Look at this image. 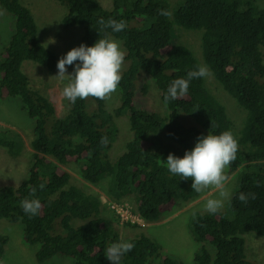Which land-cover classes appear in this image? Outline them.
<instances>
[{"label": "trees", "instance_id": "obj_1", "mask_svg": "<svg viewBox=\"0 0 264 264\" xmlns=\"http://www.w3.org/2000/svg\"><path fill=\"white\" fill-rule=\"evenodd\" d=\"M57 1L66 9L63 26L81 29L82 45L92 47L104 38L122 42L126 57L118 87L120 103L110 113L106 101L67 100V112L58 117L52 102L32 89L23 70L24 63L34 62L52 72L57 56L42 42L28 6L21 0H0V7L14 19L0 54V99L19 98L35 122L30 170L19 187L0 189V219L23 224V241L38 245L39 264L59 255L71 264H111L105 250L124 240L121 230L101 217L100 198L72 185L61 167L77 166L82 179L93 185L108 179L111 194L133 198L135 214L145 223H158L176 203L203 194L193 191L191 179L167 170L169 154L183 158L201 136L230 130L239 150L228 174L244 170L225 210L193 214L191 231L201 248L192 264H256L247 253L246 235L264 237V0H179L172 8L169 0H111L108 10L96 0ZM159 10L171 16L160 15ZM101 19L124 20L127 27L113 32L99 24ZM1 39L0 33V43ZM200 65L207 66L211 75L192 80L186 97L165 106L171 82L187 78ZM151 84L167 109L165 117L138 102ZM224 98L246 114L239 132ZM125 114L132 138L112 162L108 152L118 137L115 118ZM105 136L109 142L102 147ZM18 139L12 132L0 131V148L16 157L22 149ZM31 187L37 189L35 198L42 208L30 218L21 201L33 198ZM241 192L256 198L243 204L238 199ZM124 241L135 248L121 264H179L146 234ZM6 243L7 237L0 234V258Z\"/></svg>", "mask_w": 264, "mask_h": 264}, {"label": "rangeland", "instance_id": "obj_2", "mask_svg": "<svg viewBox=\"0 0 264 264\" xmlns=\"http://www.w3.org/2000/svg\"><path fill=\"white\" fill-rule=\"evenodd\" d=\"M96 1L106 10L112 8L111 0ZM178 1L169 0L171 8ZM21 2L33 12L39 27L40 38L55 53L58 62L69 51L82 45L80 42L81 29L65 28L63 26L62 21L66 14V9L57 0H21ZM261 7L264 9V2L261 3ZM13 21L14 19L10 14L0 7V33L2 37L0 54L3 51V46L9 41L12 34ZM177 27L174 26V30ZM195 38L197 41L194 46H198L200 34ZM114 41L118 42L123 49L120 41ZM261 51L264 56V47H262ZM77 63L79 62L76 61L72 66H67L68 75L74 74L75 64ZM23 70L29 78L32 89L46 96L54 105L57 116L63 117L67 112L68 102L62 96V91L71 82V78H56L59 74L57 66L52 72H49L34 62L24 63ZM210 84L212 83L208 85ZM211 89L215 96L222 97L221 93L216 94L214 92L213 85H211ZM141 99L138 102L146 109L157 112L162 117L168 114L158 90L152 84ZM224 102L235 122L234 130L238 132L243 126L246 114L244 111H240L241 109L237 106L236 102H232L227 98H224ZM119 103L120 92L117 90L111 99L106 101L108 112L114 113ZM115 122L118 128V137L108 152L112 162L126 151L125 144L132 138L127 114L116 117ZM34 127L35 122L29 118L27 112L22 108L19 98L0 99V131H9L18 135V140L22 147L19 155L16 157L10 156L5 149L0 148V189L3 187L17 188L27 178L33 154L31 142L34 138ZM61 168L70 174V183L72 185L100 198L102 202L101 217L109 220L121 230L122 239L127 240L140 234H146L159 243L165 253L174 261L179 264H192L194 254L201 248V244L195 239L191 231L190 225L193 214L195 212H207L204 210V205L208 199L218 198V190H206L193 201L176 203L177 206L172 209V213L165 220L158 223L146 224L141 221L132 209L134 206L133 198L117 199L115 197L116 194L110 193L108 190V179L100 181L98 185H93L82 179L78 174L77 166L73 167L68 164ZM239 172L240 170H237L228 182L227 187L230 190V196L224 201V207L221 210L227 208L230 198L238 188ZM119 224L123 226H118ZM130 224H135L136 227L129 226ZM138 225L140 226L138 227ZM0 234L7 237V243L3 256L0 258V264H39L36 260L38 245L24 243V226L22 223H11L0 219ZM246 241L249 257L256 261V264H264V237L248 234L246 235ZM44 264H71V260L59 255L55 259H52V261L50 260Z\"/></svg>", "mask_w": 264, "mask_h": 264}, {"label": "clouds", "instance_id": "obj_3", "mask_svg": "<svg viewBox=\"0 0 264 264\" xmlns=\"http://www.w3.org/2000/svg\"><path fill=\"white\" fill-rule=\"evenodd\" d=\"M159 14L166 17L171 16V12L167 10H159ZM99 24L104 28H111L113 32H121L127 27L124 20L117 21L115 19L107 21L101 19ZM114 40L116 39H99L92 47L81 45L69 51L57 62L59 74L56 78H71V82L63 88L62 96L64 98L72 104H75L77 99L86 100L89 97L102 101L111 99L122 81V68L126 57V52ZM76 61H80V63L75 64L74 74L68 75L67 66H72ZM210 75L208 67L200 65L196 70L189 71L187 78L174 79L164 96L165 106L170 101L186 97L192 80L207 78ZM108 142L107 136L101 138L102 147H107ZM238 150V140L230 130L219 135L209 133L207 136L198 138L194 149L187 151L183 158L169 154L165 166L173 175H179L183 180L191 179L193 181L191 187L196 193L218 190V198L208 199L204 205L205 211L216 214L224 207V201L230 196L227 185L231 177L228 170L237 159ZM240 170L243 172V167ZM43 188L44 185L41 184L40 189L43 190ZM30 195L33 198L23 199L21 207L31 218L39 214L42 204L39 198H35L37 196L36 188H30ZM255 198L254 193L241 192L238 196L243 204H247L250 199L254 200ZM132 209L134 210V208ZM141 221L144 222L142 219ZM119 226L123 225L119 224ZM132 238L134 237L127 240ZM134 248V243L121 240L110 244L105 250V256L111 261V264H121L122 258Z\"/></svg>", "mask_w": 264, "mask_h": 264}, {"label": "bare ground", "instance_id": "obj_4", "mask_svg": "<svg viewBox=\"0 0 264 264\" xmlns=\"http://www.w3.org/2000/svg\"><path fill=\"white\" fill-rule=\"evenodd\" d=\"M148 16V15H147ZM195 196V195H194ZM198 197V196H197ZM198 201V200H197ZM196 202V201H195ZM191 208V207H190ZM194 208V207H193ZM206 214V213H205ZM155 221V220H154ZM160 226V225H159ZM69 232V231H68ZM67 233V232H66ZM68 234V233H67ZM84 259H86V256H85V258Z\"/></svg>", "mask_w": 264, "mask_h": 264}, {"label": "built area", "instance_id": "obj_5", "mask_svg": "<svg viewBox=\"0 0 264 264\" xmlns=\"http://www.w3.org/2000/svg\"><path fill=\"white\" fill-rule=\"evenodd\" d=\"M117 213H118V210H117Z\"/></svg>", "mask_w": 264, "mask_h": 264}]
</instances>
